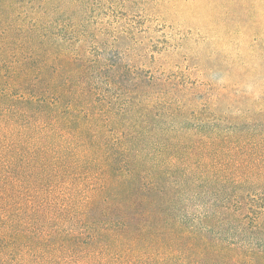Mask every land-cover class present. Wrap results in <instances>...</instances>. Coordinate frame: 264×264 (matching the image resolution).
Masks as SVG:
<instances>
[{"label": "trees", "instance_id": "1", "mask_svg": "<svg viewBox=\"0 0 264 264\" xmlns=\"http://www.w3.org/2000/svg\"><path fill=\"white\" fill-rule=\"evenodd\" d=\"M0 264H264V0H0Z\"/></svg>", "mask_w": 264, "mask_h": 264}, {"label": "rangeland", "instance_id": "2", "mask_svg": "<svg viewBox=\"0 0 264 264\" xmlns=\"http://www.w3.org/2000/svg\"><path fill=\"white\" fill-rule=\"evenodd\" d=\"M182 7L186 14L184 17H177V22L173 23L175 28H180V32L197 34L200 33L202 36L207 38H213L218 33L217 25H211L208 29L203 20L199 19L194 14V9L190 7L185 1L182 2Z\"/></svg>", "mask_w": 264, "mask_h": 264}]
</instances>
